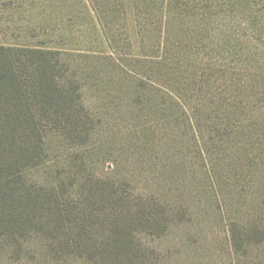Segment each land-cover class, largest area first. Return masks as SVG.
<instances>
[{"label":"trees","instance_id":"trees-1","mask_svg":"<svg viewBox=\"0 0 264 264\" xmlns=\"http://www.w3.org/2000/svg\"><path fill=\"white\" fill-rule=\"evenodd\" d=\"M18 1L0 4L26 11L25 1ZM97 1L104 8L105 1ZM154 1L142 0L141 13L143 24L153 26H145L146 32L159 35V21L148 19L156 15ZM118 5L123 11L124 3ZM19 30L12 36L26 39L27 25ZM169 41L156 42L161 55L152 61L153 77L151 61L143 60L141 75L128 78L130 57L115 47L102 58L119 74L114 86L130 81L126 104L117 106L115 117H159L156 131L143 126L139 132L133 124L126 133L112 131L115 126L84 105L76 71L61 51L0 42V264H161L172 251L145 247L138 234L162 237L192 222L188 184L196 181L204 202L199 211L234 216L227 241L236 264H264V209L240 218L225 184L235 183L237 165L244 163L228 152L245 149L264 121L251 113L256 105L232 79L212 82L216 74H238L237 64L215 62L195 79L181 68L179 41ZM135 157L149 175L141 186L98 174L105 161L127 169ZM213 196L222 203L214 206Z\"/></svg>","mask_w":264,"mask_h":264},{"label":"rangeland","instance_id":"rangeland-1","mask_svg":"<svg viewBox=\"0 0 264 264\" xmlns=\"http://www.w3.org/2000/svg\"><path fill=\"white\" fill-rule=\"evenodd\" d=\"M24 1L27 9L24 12H20L18 7L13 10L0 4V42L61 51L63 61L76 71L75 81L79 84L84 105L102 116L103 124L115 126L112 131L126 133L134 128L133 124L137 125L139 132L143 126L156 131L159 117H115L117 106L124 108L126 104L125 87L130 81L121 80L122 85L114 86L115 77L117 80L119 74L111 72L107 61L102 58L111 55L115 47L121 57H130L128 78L131 79L132 74L141 75L143 60L151 61L148 74L153 77L152 61L161 55L156 42L167 46L169 40L179 41L181 68L195 79L215 62L237 64L235 72L238 74L227 73L224 78L216 74L214 78L218 81L213 79L212 82L219 86L224 80L232 79L241 90H246L249 103L256 105L251 106V113L264 121V0H187L186 3L155 0L152 5L158 7L154 10L156 15L148 19L159 21V35L154 29L150 32L144 29L152 24H143L146 19L141 13L142 0H104V8L103 2L97 0ZM31 2L35 5L31 6ZM119 3H124L123 11ZM101 5L110 13L109 18L101 14ZM118 9L121 11L116 12ZM46 13H50V17H43ZM43 22H48L49 26H44ZM21 24L27 25L26 39L12 36V32L20 33ZM31 29L34 31L30 33ZM117 44L121 45L120 49ZM145 46L150 49L144 50ZM96 66H101L99 71ZM134 114L130 113V116ZM125 123L128 125L123 127ZM262 131H256L245 149L228 152L234 158L242 156L244 161L242 166L237 165L241 168H236L235 183H225L232 204L239 205L238 214L242 219L253 218L264 209V129ZM136 157L127 169L105 161L99 165L98 174L104 178L124 177L141 186L149 175L147 171L141 172V164ZM247 158L254 161L253 165ZM227 169L224 167L221 171ZM35 178L39 180L40 176L36 174ZM200 187L197 181L188 184V196L193 205L192 222L172 227L162 237L138 234L145 247L164 254L172 251L161 264H236L227 241L228 222L234 216L232 214L226 219L218 210L210 213L199 211V206L204 204L198 195ZM243 188L245 190L241 192ZM220 201L214 196L211 198L214 206L221 204Z\"/></svg>","mask_w":264,"mask_h":264}]
</instances>
